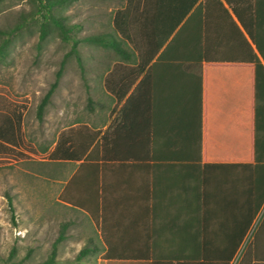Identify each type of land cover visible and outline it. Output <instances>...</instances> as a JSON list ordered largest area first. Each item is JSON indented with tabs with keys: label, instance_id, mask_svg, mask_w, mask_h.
Segmentation results:
<instances>
[{
	"label": "crops",
	"instance_id": "crops-1",
	"mask_svg": "<svg viewBox=\"0 0 264 264\" xmlns=\"http://www.w3.org/2000/svg\"><path fill=\"white\" fill-rule=\"evenodd\" d=\"M196 4L204 56L184 54L182 37L165 53L138 49V71L115 60L85 119L61 123L37 160L56 205L86 225L85 264H206L249 218L256 143L264 156V0ZM247 252L264 264V219Z\"/></svg>",
	"mask_w": 264,
	"mask_h": 264
},
{
	"label": "rangeland",
	"instance_id": "rangeland-1",
	"mask_svg": "<svg viewBox=\"0 0 264 264\" xmlns=\"http://www.w3.org/2000/svg\"><path fill=\"white\" fill-rule=\"evenodd\" d=\"M53 1L47 11L46 5ZM56 1L0 0V29L12 30L7 56L0 61V127L7 128V120L14 119V139L0 138V264H43L61 222L67 219L75 222L66 230L65 239L57 243L54 262L49 264L86 263L85 257L75 258L85 245L79 229L86 225L77 222L70 210L56 205L53 171L48 174L47 169H37V160L46 157L61 123L85 119L94 94L93 81L99 82L104 71L114 67L115 60L120 61L112 48L84 37L109 35L124 41L129 50L138 49L123 39L114 23L116 11L129 7L127 0ZM133 5L129 7L132 16ZM53 18L69 29L66 38ZM132 33L138 43V30ZM62 61L58 85L39 119L37 104ZM27 166L29 169H24ZM263 219L264 202L229 264L248 262L247 249Z\"/></svg>",
	"mask_w": 264,
	"mask_h": 264
},
{
	"label": "trees",
	"instance_id": "trees-1",
	"mask_svg": "<svg viewBox=\"0 0 264 264\" xmlns=\"http://www.w3.org/2000/svg\"><path fill=\"white\" fill-rule=\"evenodd\" d=\"M64 0H57L56 2H63ZM73 1V0H65ZM129 7L134 4L135 15L130 14L128 6L116 11V16L114 17V23L116 29L122 35L123 39L128 41L130 44H134L135 48L138 47L139 51L144 54H155L160 51V53L167 52L171 47L176 45L178 39L184 37L185 41L188 40L189 43L182 47V52L186 55H190L192 59H197L198 56H204V51L209 49L208 46H203L200 44L202 38H205V31L201 32V37L199 35L198 28L194 27L193 23L198 20V9L199 6L196 4L197 0H127ZM53 3L46 5L47 11L51 9ZM196 4V5H195ZM190 12V13H189ZM189 13L188 17L186 15ZM186 17V19H184ZM54 22L58 25L62 32L63 38L67 37V32L69 29L59 20L53 18ZM142 25V27H140ZM18 26V25H17ZM16 26V27H17ZM179 26V27H178ZM178 27V28H177ZM15 28V27H14ZM138 30V43L134 40L132 30ZM11 31L0 29V61H3L7 56V47L10 42ZM44 35V31L41 30V36ZM109 36V35H108ZM105 37L103 35H89L84 37L85 41L100 44L105 47H110L114 50L116 54L119 55L120 60L126 63H136L137 67L134 70L138 71V49L137 52L134 50H129L123 46L124 41L116 40V38L109 36ZM169 38H171L169 40ZM169 40V41H168ZM76 39L72 45V50L76 46ZM205 47V49H204ZM181 48V47H180ZM63 61L60 67L56 70L55 79L50 84V87L45 92L40 102L37 104V117L41 119L44 107L50 100L52 93L58 85L59 78L62 73ZM263 71L264 68L259 63H256V72L258 70ZM19 121L20 115H17ZM8 126L0 127V138L13 140L14 132L11 131V124L13 121L8 119ZM8 130V133H6ZM14 130V128H12ZM13 133V134H12ZM256 165L255 167V182L254 188L249 190V202L253 205H249V218L248 220H239L238 222V236L237 239L233 234V240L230 242V238L223 240L224 244L222 246L223 252L213 254L207 253L206 255H201L205 260L206 264H229L235 256V252L238 246L241 245L248 228L251 223V211L253 206V212L257 215L260 206L264 201V156L257 154V143H256ZM68 222H63L60 225V230L58 236L52 244V250L49 257L44 261L43 264H49L54 262V256L56 252V246L59 241L65 239L66 228L68 227ZM234 233V232H233ZM227 243V244H226ZM96 250V247L92 242L90 246L84 245L81 247L75 258L81 260L88 257Z\"/></svg>",
	"mask_w": 264,
	"mask_h": 264
}]
</instances>
